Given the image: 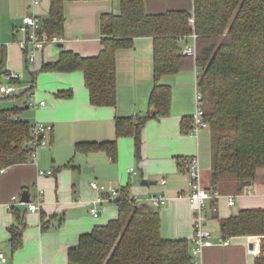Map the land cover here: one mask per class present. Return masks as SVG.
<instances>
[{
    "label": "crops",
    "instance_id": "obj_1",
    "mask_svg": "<svg viewBox=\"0 0 264 264\" xmlns=\"http://www.w3.org/2000/svg\"><path fill=\"white\" fill-rule=\"evenodd\" d=\"M5 2L9 4L10 12L6 20L11 22L14 30L29 13L32 0H0L1 14ZM49 8L50 0H40L37 10L44 17L48 15ZM145 8L149 13L185 9L194 17L195 0H145ZM120 10V0H67L62 40L57 44L46 45L38 52L33 64L40 59L41 65L58 59L62 49H71L83 56L97 55L103 48L101 15ZM0 31L3 35L5 28L1 22ZM9 31L13 35L11 29ZM15 35L16 41H10L6 36V43H3L6 50L5 68L9 73L13 70L21 73L25 65L28 67L31 64L27 62L26 53L17 41L19 36ZM196 38L194 33L181 37L182 49L196 43ZM154 43L153 36L141 35L134 38L133 46L118 48L116 105L92 104L84 71H50L54 77V85L50 90L54 95L53 105L44 108V113L39 114V117L53 124L54 128L48 134H51L49 138L53 144L56 143L52 148L45 146L48 150L38 151L34 158L30 157L28 161L14 164L0 172V250L8 257L0 264H68L69 247L77 245L83 233L91 231L98 224L107 223L119 213L116 201L115 204H109L113 199L108 198L96 203L100 214H92L90 206L100 195L91 186L90 179L93 177L119 188L130 184L131 194L138 202H148L150 196L165 193L169 200L166 205L159 207L162 235L185 237L191 242L194 212L185 195L191 185L189 174L183 167L184 158L198 155L202 183L210 189L213 186L210 127H203L198 134H192L190 129L186 131L183 127V118L193 116L195 112L196 95L200 90V70L195 60L178 72L161 76L159 82L171 86V109L165 115L153 112L147 119L142 128L140 155L136 154L134 134L117 137L118 116H143L152 109L149 98L156 83ZM19 77H15L18 78L17 83L20 82ZM0 80V83L8 80L6 74ZM34 81L32 77L31 83L22 86L18 92L21 97L23 94L27 96L24 104L13 99L14 104H0V108L23 106L22 116L25 109L31 106H46V100L41 103L44 98L36 103L32 100L31 96L36 93ZM68 90L72 91V96L57 95L59 91ZM0 94L2 97H11L17 93ZM59 106L69 109L71 115L64 111L60 112L62 115L56 116L55 111ZM113 139H117L118 143L116 160L103 148L90 152L77 149L78 141L103 142ZM133 165L138 169L137 174L130 171ZM41 169H52L53 173L42 174ZM164 176L167 178L166 183L160 182V177ZM144 179L154 182L143 184ZM25 189L29 190L31 199L39 194L40 189L43 190L39 210L32 211L29 202L21 200ZM230 195L236 198L233 205L228 202ZM14 196H18V199L14 200ZM215 204L217 210L209 214L214 219L209 221L208 216L207 220L214 243L204 248L202 264H255L264 235H235L227 237L228 243H223L225 237L221 231V220L242 208L264 207V170L259 177L247 183L242 192L222 194ZM44 222L47 223L46 228ZM13 223L24 228L23 245L16 251L12 250L9 242V226Z\"/></svg>",
    "mask_w": 264,
    "mask_h": 264
},
{
    "label": "trees",
    "instance_id": "obj_2",
    "mask_svg": "<svg viewBox=\"0 0 264 264\" xmlns=\"http://www.w3.org/2000/svg\"><path fill=\"white\" fill-rule=\"evenodd\" d=\"M66 1L50 0L49 13L43 17L48 36L64 34ZM120 2V12L101 15L103 48L97 55L83 56L62 49L58 59L44 62L41 70H82L92 104L116 105L118 48L133 46L136 36H153L156 83L149 98L152 109L147 115L118 116L116 121L117 137L134 134L136 154L140 155L147 119L153 112L165 115L171 109V86L160 83L161 76L178 72L195 60L200 70L204 119L211 130V189L222 194L242 192L245 182L256 179L264 170V0H195L194 22L185 9L149 13L145 0ZM192 33L197 37L195 57L183 53L180 43L181 37ZM5 52L2 44L0 79L9 73ZM36 74L33 72V81ZM13 81L17 83L18 78ZM57 95L70 97L72 91H59ZM23 108H0V172L28 161L38 147L32 131L34 122L21 116ZM193 120V116L183 118L184 130L191 128ZM76 144L82 152L103 148L112 159L118 156L117 139ZM130 188V184L119 188L115 198L117 217L83 233L79 243L69 247L68 264H194L190 240L164 237L160 208L138 202ZM9 229V242L16 251L23 245L24 228L13 223ZM221 231L225 238L264 235V207L242 208L223 218ZM255 264H264V237Z\"/></svg>",
    "mask_w": 264,
    "mask_h": 264
},
{
    "label": "built area",
    "instance_id": "obj_3",
    "mask_svg": "<svg viewBox=\"0 0 264 264\" xmlns=\"http://www.w3.org/2000/svg\"><path fill=\"white\" fill-rule=\"evenodd\" d=\"M40 4V0H32L29 13L24 16L23 21L15 27V32L19 33V39L17 40L26 53L28 63H33L37 60L38 52L45 48L49 43L57 44L62 40L60 34L53 36H48L44 32L43 17L38 13L37 7ZM191 22H194V17H191ZM196 36V33H194ZM2 34L0 31V49L2 46ZM186 54L196 55V43L189 45L183 51ZM16 74L8 73L6 77L9 83H0V92L2 94H13L18 93L21 86L14 82L13 79ZM197 105L195 112L193 114L194 120L190 128V133L198 134V132L203 127H208V122L204 119V108L202 106V92L198 90L196 95ZM41 103H45V100H41ZM54 126L48 122L37 121L32 127L35 140L40 144H47L46 135L52 132ZM40 134H43L42 138H39ZM37 148L32 152V156L35 155ZM183 167L189 174L191 189L185 195L190 201V205L194 212V235L191 240V253L194 258V264H202L203 250L206 246L212 245L214 240L212 239V232L207 226L208 213L206 209L209 208L211 211L215 212L217 210V205L215 204V199L219 198L222 193L218 190L210 189L203 185L202 183V170L200 159L198 155H191L185 157L183 160ZM3 168L1 171H4ZM130 171L137 174L138 170L132 166ZM42 174H52L53 170L41 169ZM160 182L166 183L167 178L160 177ZM91 186L100 192L95 199L93 204L90 206V211L93 215L98 216L100 214V209L97 206V202H101L108 198L115 199L119 194V187L111 184H106L105 182L95 179L90 182ZM43 190L40 189L39 194L29 201V208L32 211H37L40 209L42 198L41 195ZM228 202L230 205L235 203V195H230L228 197ZM18 196H14V200H17ZM169 197L161 192L149 197L148 203L156 207H161L166 205ZM229 239H222L223 243H228ZM8 259L6 253L0 250V261L5 262Z\"/></svg>",
    "mask_w": 264,
    "mask_h": 264
},
{
    "label": "rangeland",
    "instance_id": "obj_4",
    "mask_svg": "<svg viewBox=\"0 0 264 264\" xmlns=\"http://www.w3.org/2000/svg\"><path fill=\"white\" fill-rule=\"evenodd\" d=\"M8 1V0H7ZM9 4L7 2H5V8L2 10V14L4 15V18L2 19V14L0 12V22L4 24V28L5 31H3V35H2V43H6V36L9 37L10 41H16V35L14 36V33H16L18 36H20L19 33L15 32V27L14 30H12L11 27V22H7L6 18L7 15L9 14ZM11 29L13 35L11 34V32L9 31ZM14 31V32H13ZM50 44V43H49ZM48 45V44H47ZM187 47V46H186ZM184 49V48H183ZM34 63V62H33ZM29 64L28 67L25 65L24 68L22 69L23 72H18V70H13V74L19 75L20 77V82L18 83L21 87L26 85L27 83H31L30 81L32 80V76H33V72L37 71V78H35V86H36V93L33 94L32 100L34 101V103H36V101L38 102L41 98H44L42 100H46L47 104L46 106H31V108L25 109V112L23 113L22 117H26V119L30 120L31 122L36 123L37 121H41V122H47L46 120H44L43 117H39V114H43L44 113V108H48V107H52L53 105V96L50 93L51 87H53L54 85V77L53 74L50 73V71L48 70H41V59L35 63V64ZM39 67V68H38ZM53 77V78H52ZM10 80H5V83H9ZM23 88V87H22ZM19 97V98H18ZM11 96V97H2L0 94V104L1 105H9V104H14L13 99L17 101L20 100L21 103L24 104V101L27 99V96L25 94H23V98L21 96ZM0 105V106H1ZM13 106V105H11ZM66 111L67 115H71L68 113L69 109H66L62 106H59L57 108V110L55 112H57L56 116H60V114L62 115V113ZM62 112V113H60ZM37 114V116H36ZM65 114H63L64 116ZM202 129V128H201ZM51 134H47L46 135V139H47V145L44 144H40L37 148L38 150L36 151L35 155L32 156V158H34L36 155H38V151H44V150H48L45 146L48 147H53V145L56 143L51 141V139L49 138ZM71 159V157H70ZM136 169L137 167L135 165H133ZM84 167V166H83ZM138 170V169H137ZM95 180V177L90 179V182ZM131 182V181H129ZM109 182H106V184H108ZM132 183V182H131ZM126 184V183H125ZM115 199L112 200V202H108L109 204H115ZM107 204V203H106ZM104 204V206L106 205ZM211 210L209 208L206 209V213H208V215L210 214ZM214 218L212 216H209V221L213 220ZM101 219H99L98 221H100ZM11 253V252H10Z\"/></svg>",
    "mask_w": 264,
    "mask_h": 264
},
{
    "label": "water",
    "instance_id": "obj_5",
    "mask_svg": "<svg viewBox=\"0 0 264 264\" xmlns=\"http://www.w3.org/2000/svg\"><path fill=\"white\" fill-rule=\"evenodd\" d=\"M43 137V134H40L39 138H42ZM151 182H154V181H151V180H148V179H144L142 181L143 184H148V183H151ZM251 181H246L245 184L247 183H250ZM21 200L23 202H29L31 200V196H30V192L28 189H25L23 192H22V195H21Z\"/></svg>",
    "mask_w": 264,
    "mask_h": 264
}]
</instances>
